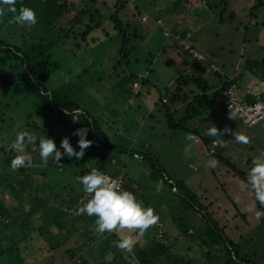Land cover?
Returning a JSON list of instances; mask_svg holds the SVG:
<instances>
[{
  "label": "rangeland",
  "instance_id": "1",
  "mask_svg": "<svg viewBox=\"0 0 264 264\" xmlns=\"http://www.w3.org/2000/svg\"><path fill=\"white\" fill-rule=\"evenodd\" d=\"M68 1L79 9L90 4L88 0ZM96 1L95 6L103 14L104 22L85 38H81V33L86 29V18L81 25L69 31L65 45L54 51V61L60 68L50 77L46 86L56 89L66 82L72 86L77 91L76 98L82 104L83 112L95 118L107 134L112 148L107 155L104 154L105 160L102 162H98L94 155L99 153L96 148L85 150L83 158L88 161L86 164L74 158H62L59 162L63 163L64 170L65 167L69 170L68 186L79 191L75 177L85 174L91 166H99L100 170L112 173L113 169L110 168L121 167L120 164L123 163L126 167L127 184L137 187L139 199H149L160 217L158 224L148 229L138 241L153 264H224L226 252L223 245H210L207 241L204 244V230L208 226L218 229L223 227L224 233L234 242L235 247L240 248L241 256L256 264H264V227L254 218V212L246 210V206L253 204V199L250 194L240 190V177L225 164V161L229 162L247 178L252 158L264 150V122L250 128L245 127L221 106H213L211 113H204L198 118L182 120L185 103L175 98L174 91L176 79L192 74L202 76L208 84L216 87L220 83L212 75L211 64L219 67L243 89L246 86L255 89L257 86V90H261L262 85L264 88V63H261L264 60V29L261 26L264 7L256 9L254 16L250 17L251 9L259 0H188L179 8L175 5L178 0H137L138 8L132 0H124L128 2L123 10L114 6L112 0H104L106 6L102 0ZM221 9L224 10L220 15ZM115 11L119 12L123 24L131 23L143 37L136 42L131 41L130 49L126 52L119 51L120 37L114 34V23L108 19ZM138 13L142 14L141 17ZM156 16L171 19L179 30H188L192 36L191 41L206 60L193 61L185 52L175 48L172 40L163 36L157 28L154 21ZM145 17L147 20L143 22ZM69 27L67 22L59 21L55 31L65 36ZM32 28L7 24L2 30L3 39L13 46L32 45L35 43L29 38ZM107 37L109 38L106 39ZM72 42L76 43L73 45L75 47L69 48ZM131 46L134 47L133 50ZM133 79L139 82V95L132 93ZM193 87L183 88L181 96L191 95L195 91ZM166 89H169V93ZM1 91L0 87V95ZM261 94L264 97V90ZM239 95L243 96V93L239 92ZM165 96L169 97V102L162 104L161 98ZM166 111L170 112L171 121L179 124L184 131L168 126ZM24 120L22 117L11 120L6 117V123L0 122V158L11 150V134L25 128ZM33 122L41 129L36 136L37 145L39 137L45 135L46 138H52L57 147L64 137H69L70 143L76 147L73 122L69 121L64 127L55 129L54 134L49 137L47 127L40 117L35 116ZM211 126H215L218 131L225 128L229 131L219 137L223 141L214 154L219 161L217 167L206 169L204 163L212 156H205V148H210L212 141L217 139L207 135V129ZM186 129H197L205 137L206 144L188 141L186 134L190 132H186ZM234 132L248 135L250 143H236L232 134ZM186 146H189L190 152L185 151ZM118 148L125 153L120 155ZM1 149H4V153ZM133 150L145 159H134L131 154ZM111 158L117 160L116 164L109 165ZM32 161V166L25 168V181L31 175L40 179L39 172L46 171L49 164L53 168L56 165L50 159L48 165L43 166L38 149L33 153ZM64 161L69 163L65 165ZM154 161L175 182L180 183L183 190L192 194V208L189 207V200L187 202L186 198L174 195L168 185L158 180L157 171L152 166ZM47 174L50 176V172ZM12 176L9 178L10 182L14 183L17 178L22 180L17 174ZM33 184L39 186L41 191L45 190L44 180ZM15 189L20 194L19 188ZM40 201L42 205L44 200ZM17 202L15 195L3 185L0 188V204L8 208ZM193 206L200 210H194ZM180 225L181 230L178 227ZM89 229L93 232L91 240L81 239L80 236L68 238L74 229L69 230L67 236L59 235L66 240L62 255L78 249L89 260L102 259L98 248L105 242L110 246L114 242L109 236L99 238L93 226ZM162 230H165L166 238L161 242L157 240V243L154 239H159ZM117 235L120 238L123 234ZM159 244L168 246L169 251L157 258ZM132 251H126L121 256L112 254L107 259L112 260L116 256L120 258L110 264H136L133 260L136 256L133 257ZM40 254L39 245L33 243L25 252L16 250L3 254L0 264H48L47 259L42 256L34 261ZM56 254L55 259L59 256ZM26 255L35 259H25ZM65 258L66 255L64 261L58 258L55 263L64 264Z\"/></svg>",
  "mask_w": 264,
  "mask_h": 264
},
{
  "label": "trees",
  "instance_id": "2",
  "mask_svg": "<svg viewBox=\"0 0 264 264\" xmlns=\"http://www.w3.org/2000/svg\"><path fill=\"white\" fill-rule=\"evenodd\" d=\"M88 1L90 2L88 6L79 9L68 0H17V9L21 6L31 7L36 11L38 19V23L33 26L31 33H29V38L34 40L35 43L32 45L25 44L23 47L10 45L3 39L2 30L7 24H11L9 20L12 14L9 13L4 17H0V87L2 90L0 95V122L3 124L6 123V117L8 120L15 117H22L25 119V128L19 131L27 130L31 132L36 139L41 129L33 122L35 116L40 117L43 124L46 125L47 137L52 136L55 129L64 127L71 121L74 123L75 130L81 127H87L89 129L86 138L90 141L95 139L98 143V145L91 143L89 148L98 149L99 153L97 155L94 154L98 157L102 154L107 155L112 146L108 142L106 133L91 115L89 116L86 112H83V115H81L78 120L71 117L70 112L75 108L82 109V104L79 103L76 98L77 91H74L72 86L67 84V82L56 89H50L46 86L50 77L60 68L59 64L54 61V51L65 45V40L67 39L69 31H73L75 27L81 25L86 18V29L81 33V38H85L94 28H100L102 22L105 20L101 11L95 6V2L97 1ZM127 2L128 1L124 0H112L114 6H117L119 10H123ZM132 2L136 3L137 0H132ZM187 2L188 0H178L175 2L176 8L181 7L182 4ZM102 3L105 5L104 0H102ZM221 3H223V1H221ZM260 7H264V0H259L257 2L256 6L251 9L249 16L253 17L255 10ZM136 8H138L137 3ZM223 10L224 9L220 10V15L223 13ZM138 14L141 17L142 14ZM108 19L114 23V34L120 37L119 51L126 52L128 51L131 41L136 42L139 39H143L140 32L131 23H122L118 11L113 12ZM158 19L162 20L173 34H181L184 36L188 33L187 31L177 29V24L172 22L171 19H163L161 16H156L154 21ZM59 21H65L70 26L65 36H61L59 32L55 31V27ZM261 26L264 29V21L261 23ZM191 39L192 36H190L189 42L198 50ZM72 43L73 44H71L69 48L76 44L74 42ZM174 47L179 49L176 45ZM133 49L134 47L131 46V50ZM185 54H187L191 60L198 62L187 52H185ZM256 62L258 63V61ZM261 63H264V60H262ZM212 75L218 79L223 88L234 84V81H226V76L222 70L221 72L212 71ZM131 78L132 77H130V79ZM134 83L139 84L136 79H133L132 90ZM175 83V98L185 103L182 120H192L204 113L208 114L212 112L211 90L214 87L208 84L202 76L193 74L191 76L185 75L176 79ZM218 85H216V87H218ZM189 86H194L193 88L196 92L193 90L191 95L183 94L181 96V93L184 92L183 88ZM166 92L169 93V89H166ZM139 93L140 91L135 93V95H139ZM11 114L16 116H11ZM171 117L170 112L166 111L168 126H171L172 129L176 127V130H183L179 124L176 125L171 121ZM186 132L195 134L196 131H188V129H186ZM16 133L17 132H13L11 134L10 141L15 139ZM74 137L78 139V137ZM201 141L203 144H206L205 137H202ZM28 150L31 156L36 151L32 150V146H29ZM1 151L4 153V149H1ZM117 152L120 153V155L125 153L124 150L120 148L117 149ZM14 154L15 153L10 150L9 153L4 154V156L0 158V164L2 165L0 168V188L4 185L10 193L15 195L18 201L16 205L9 206L8 208L0 204V257L5 253H12L16 250L25 252L33 243L39 245V253H41L34 261H37L42 256L44 259H47L48 264H59L55 262H58V258L64 261L65 255L67 258H65L64 264H110L111 262L117 261L120 257L113 256L112 260H108L107 256L112 254L121 256L126 252L122 249H118L114 243H110L112 245L110 246L109 244H105V242L102 247L98 248L102 259L89 260V258H85L78 249L77 251L70 250L68 254L62 255V248L66 242V240L61 238L63 236L62 234L67 236L70 232L69 230L74 229L73 234L68 235V238L80 236L81 239L91 240L93 232L89 227H94L95 217L90 218L85 215H75V207L78 206L77 202L82 198L83 193L68 186L70 180L67 171L69 170L66 167L64 170L62 162H59L62 166L59 167L58 164H56L54 167L55 169L52 164H49L46 169L47 172L44 170L38 173L40 179H36L34 175H31L30 177L27 176L28 180L25 181L23 178L26 170L25 168L12 170L9 167V162ZM131 154L133 158L138 156V158L141 157L140 160L145 159L143 155L141 156L134 150L131 151ZM213 156L218 159L216 155H212V157ZM86 161L85 158H82L80 163L85 164ZM68 163L69 161L65 162V165ZM225 164L228 165L232 171H235L240 177V180L246 179L245 175L230 165L229 162L225 161ZM152 166H154V169L157 171V173H155L158 180L168 185L171 193L174 195L180 198H186L187 202L189 200V207L192 208V194L183 190L180 183L175 182L170 176L166 175V171L160 168L155 161ZM60 168L61 170H59ZM48 172H50V176L47 174ZM106 173L109 175L115 174L114 172ZM14 174H17V177H21L22 180L17 178L14 183L10 182L9 178ZM12 178L15 179L16 177L12 176ZM125 179L127 180V177H125ZM43 180L45 190L41 191V188L33 184V182H41ZM15 187L19 188L20 194L16 192ZM173 188H175L174 192ZM126 189L134 192L137 196V192L133 191L131 187L129 188V186H126ZM40 200H44L42 205ZM145 205H151L149 199L145 200ZM193 207L194 210L197 208V206ZM257 207H259V204H257ZM197 209L200 210L199 208ZM259 225L264 227V219L259 221ZM178 227L180 230L182 229L181 225ZM204 234L206 235L203 236L204 244H206L207 241L210 245H214L215 243L223 245L226 252V261L224 264H256L251 259L241 256L242 253L240 248L238 247L237 249L235 247L234 242L224 233L223 227L218 229L215 228V226H208L204 230ZM59 235H61V237H59ZM100 236H109L108 238L112 239L113 242L118 239L117 233H105L104 235H99V238ZM164 238H166V232L162 230L161 238L158 239L156 237L154 241L158 243V241H163ZM82 244L83 243H81L80 249H82ZM158 249L157 258L161 256L162 253L165 254L169 251L168 246L162 244H159ZM132 252L133 257L136 256V259L130 257V255L128 256L135 260L136 264H153V261H150L148 253L143 250L139 243L133 248ZM56 253H58L59 256L55 259L54 256L57 255ZM24 258H32L31 260L35 259V257H30L28 255ZM186 264L190 263L186 262Z\"/></svg>",
  "mask_w": 264,
  "mask_h": 264
},
{
  "label": "clouds",
  "instance_id": "3",
  "mask_svg": "<svg viewBox=\"0 0 264 264\" xmlns=\"http://www.w3.org/2000/svg\"><path fill=\"white\" fill-rule=\"evenodd\" d=\"M16 2L17 0H0V17L11 13L9 23L28 27L35 26L38 23L36 11L27 6H21L17 9ZM255 107L264 109V105L261 104ZM70 113L71 117L78 120L83 115V109L75 108ZM88 131L87 127L75 130L73 135L78 137L76 147L70 143L69 137L62 138L59 147H57L54 140L46 138L45 135L39 137L37 145V140L31 132L27 130L18 131L10 146L15 154L9 162V167L12 170H19L32 166L33 161L28 150L29 146H32V150L38 149L43 166H47L50 159L58 164L64 157L79 161L84 157L85 150L92 143L86 138ZM228 131L227 128L218 131L215 126H211L207 129V135L217 138L212 141V144L216 146L223 141L219 137ZM232 134L236 143L244 145L250 143L251 138L245 133L234 132ZM186 139L198 142L200 138L194 133H187ZM185 151L190 152L189 146L185 147ZM218 163V159L213 156L205 161L204 167L215 169ZM75 182L79 190L83 192L81 202L75 207V215L95 217L94 230L99 235L122 233L123 235L114 241L118 249L131 252L137 245L139 238L159 222L160 217L153 207L145 205L134 192L123 188L118 178L108 175L97 167L83 175L76 176ZM239 188L241 191L250 194L253 199V204L246 206V210L254 212V218L257 221L264 219V150L252 158L247 178L239 180Z\"/></svg>",
  "mask_w": 264,
  "mask_h": 264
},
{
  "label": "built area",
  "instance_id": "4",
  "mask_svg": "<svg viewBox=\"0 0 264 264\" xmlns=\"http://www.w3.org/2000/svg\"><path fill=\"white\" fill-rule=\"evenodd\" d=\"M144 20L145 18H143V22H146ZM155 23L156 26L161 30L163 36L171 39L180 50H182L183 52H187L197 61L206 60L205 56L201 52L196 50L189 42V38H190L189 33L185 34L184 36L181 34H173L165 26L162 20L158 19L155 21ZM210 69L213 72H221L219 67L215 65H211ZM226 79H227L226 81L228 82L233 81V78L227 76ZM138 88H139V84L134 83L133 90L137 92ZM239 92L243 93V96H240ZM161 101L162 103L166 104L169 101V97H163ZM211 104L212 106H221L224 109H226L232 116L238 119L240 123L243 124L245 127L250 128L264 122V109H258L255 107L258 104L264 105V97L260 93L254 91L251 88L242 89L237 83H234L226 88H223L222 84L219 85L218 87L213 88L211 90ZM197 136L200 138L199 135ZM200 141L201 138L199 139L198 142ZM91 142L94 145H98L97 141L94 139ZM217 147L218 145L214 146L213 144L210 148L207 147L205 149V156L210 157L214 155ZM58 166L61 167L62 164L58 163ZM113 177L118 178L121 182L122 187L125 188L126 179L123 173H120ZM173 191H175V188H173ZM80 202H81V198L77 202V205ZM159 238H161V232Z\"/></svg>",
  "mask_w": 264,
  "mask_h": 264
},
{
  "label": "crops",
  "instance_id": "5",
  "mask_svg": "<svg viewBox=\"0 0 264 264\" xmlns=\"http://www.w3.org/2000/svg\"><path fill=\"white\" fill-rule=\"evenodd\" d=\"M155 20V19H154ZM180 30H182V31H187L189 34H190V32L188 31V30H184V29H180ZM172 44H173V46H175L176 44L172 41ZM177 46V45H176ZM164 50V49H163ZM226 76V75H225ZM219 85H221V84H219ZM218 85V86H219ZM215 88V87H214ZM245 88H251V89H253L254 91H258V93H260L261 94V91L262 90H264V88H263V85L261 86V90H257V86H256V88L254 89V88H252L251 86H246ZM244 88V89H245ZM243 89V88H242ZM140 91V85H139V88H138V91L137 92H135L134 90H133V93L135 94V93H138ZM261 95H263V94H261ZM165 97H167V96H165ZM163 98V97H162ZM161 98V99H162ZM169 102V101H168ZM164 104V103H163ZM102 128V127H101ZM103 129V128H102ZM104 131V130H103ZM195 134L196 135H199L200 136V138L202 139V137H203V135H200L201 133L200 132H198L197 131V129H195ZM107 135V134H106ZM108 137V136H107ZM95 140V139H94ZM202 141H200V142H197V144H199V143H201ZM194 143H196V142H194ZM206 147V146H205ZM206 149V148H205ZM108 157V156H107ZM134 159H141V157H139L138 158V156H136ZM92 160H94V159H92ZM97 160H98V162L99 161H104L105 160V158H104V155H100L99 157H97ZM91 161V160H90ZM89 161V162H90ZM117 161V160H116ZM116 161H115V158H111V161H110V165L111 164H116ZM88 161H86V163H87ZM59 163V162H58ZM85 163V164H86ZM93 164L95 163V162H92ZM121 165V167L119 166L118 168H110V169H113V171L112 172H114L115 174L114 175H112V176H115V175H118V174H120V173H123L124 175H125V164H120ZM116 166H118V165H116ZM115 166V167H116ZM94 166H91L90 168H88V171H90L92 168H93ZM97 168H99V167H97ZM100 169V168H99ZM115 169H117V170H115ZM60 170V169H59ZM166 173V172H165ZM108 174V173H107ZM167 175V174H166ZM127 175H125V177H126ZM171 177V176H170ZM172 178V177H171ZM173 179V178H172ZM126 186H129L128 184H127V182H126V185H125V188H126ZM129 188H130V186H129ZM131 189L133 190V191H135V192H137L136 190H137V187H133V186H131ZM130 191V190H129ZM79 192H81V193H83L81 190H79ZM141 192V191H140ZM142 195V194H141ZM138 199H139V197H138ZM141 201H143V199H141ZM143 203L145 204V202L143 201ZM151 207H153V203L150 205ZM161 227H163V222H161Z\"/></svg>",
  "mask_w": 264,
  "mask_h": 264
}]
</instances>
